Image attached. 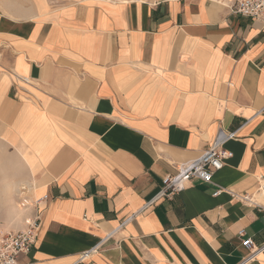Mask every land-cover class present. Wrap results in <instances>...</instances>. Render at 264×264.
Here are the masks:
<instances>
[{"label": "crops", "instance_id": "obj_1", "mask_svg": "<svg viewBox=\"0 0 264 264\" xmlns=\"http://www.w3.org/2000/svg\"><path fill=\"white\" fill-rule=\"evenodd\" d=\"M228 4L0 9V140L49 196L22 264H264V25ZM220 131L213 184L157 200Z\"/></svg>", "mask_w": 264, "mask_h": 264}, {"label": "built area", "instance_id": "obj_2", "mask_svg": "<svg viewBox=\"0 0 264 264\" xmlns=\"http://www.w3.org/2000/svg\"><path fill=\"white\" fill-rule=\"evenodd\" d=\"M231 2L233 15L258 21L264 25V0H231ZM234 138L235 134H225L220 131L215 142L199 158L182 164L179 166L177 174L163 180V189L157 200L179 194L195 182L213 184L214 175L223 169L227 160L233 157V154L224 148V144ZM220 192L222 191H217L216 195ZM260 192L264 194V186ZM230 194L234 199L258 207L254 198L247 193L230 192ZM48 198L49 196L46 194L31 201L29 205L34 211L23 229L0 232V264H22L21 259L32 253L39 241L42 227V206ZM242 244L250 252L245 263L254 261L260 253L264 252V244L256 247L252 238L243 240ZM88 256V253L84 254L81 260H86Z\"/></svg>", "mask_w": 264, "mask_h": 264}, {"label": "rangeland", "instance_id": "obj_3", "mask_svg": "<svg viewBox=\"0 0 264 264\" xmlns=\"http://www.w3.org/2000/svg\"><path fill=\"white\" fill-rule=\"evenodd\" d=\"M109 0H0V9L7 13L17 11L18 13L30 15L37 10L36 6L42 4L48 5V8H63L65 6H74L85 3H99ZM112 2L132 1V0H110ZM154 4L168 2L171 0H138ZM227 1V7H223L231 12V0ZM220 4L219 2H215ZM6 8V9H5ZM7 10V11H6ZM37 162L34 157L30 163L25 160L21 161L14 148L6 145L0 140V230H19L24 228L26 221L32 216L34 209L30 207L31 201L34 200L30 195L29 189L20 188L22 181H26V174L29 172L27 166L34 170ZM15 187V188H14ZM20 188V189H19ZM25 188V189H24ZM15 189V190H14ZM24 191H23V190ZM22 190V191H21ZM29 197V198H27Z\"/></svg>", "mask_w": 264, "mask_h": 264}, {"label": "bare ground", "instance_id": "obj_4", "mask_svg": "<svg viewBox=\"0 0 264 264\" xmlns=\"http://www.w3.org/2000/svg\"><path fill=\"white\" fill-rule=\"evenodd\" d=\"M109 1H110V0H109ZM217 1H218V0H217ZM222 3H224V2L222 1ZM5 9H6V8H5ZM8 10H10V12H9V13H10V16H11V14H12V15L17 14L18 17H19V15H22V14L18 13V12L15 11V10H14V11H12L11 9H8ZM6 11H7V10H6ZM15 17H16V15H15ZM25 158H27V155H25ZM23 187H25V184H24V183H21L20 188H23ZM14 188H15V187H14ZM20 188H19V189H20ZM24 189H25V188H24ZM14 190H15V189H14ZM22 190H23V189H22ZM22 190H21V191H22ZM3 231H4V230H0V232H3Z\"/></svg>", "mask_w": 264, "mask_h": 264}]
</instances>
